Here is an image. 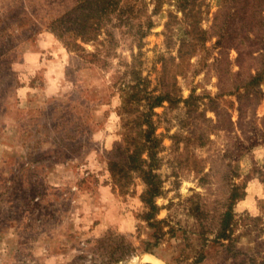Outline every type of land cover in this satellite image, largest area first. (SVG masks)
Here are the masks:
<instances>
[{
    "label": "rangeland",
    "instance_id": "obj_1",
    "mask_svg": "<svg viewBox=\"0 0 264 264\" xmlns=\"http://www.w3.org/2000/svg\"><path fill=\"white\" fill-rule=\"evenodd\" d=\"M150 257L264 264V0H0V264Z\"/></svg>",
    "mask_w": 264,
    "mask_h": 264
},
{
    "label": "bare ground",
    "instance_id": "obj_2",
    "mask_svg": "<svg viewBox=\"0 0 264 264\" xmlns=\"http://www.w3.org/2000/svg\"><path fill=\"white\" fill-rule=\"evenodd\" d=\"M151 262H155L156 264H163L162 262H159V260H156L154 258H149Z\"/></svg>",
    "mask_w": 264,
    "mask_h": 264
},
{
    "label": "trees",
    "instance_id": "obj_3",
    "mask_svg": "<svg viewBox=\"0 0 264 264\" xmlns=\"http://www.w3.org/2000/svg\"><path fill=\"white\" fill-rule=\"evenodd\" d=\"M248 39H249V38H248ZM218 41H220V40H218ZM236 48H238V47H236ZM238 49H239V48H238ZM155 98H156V100H158V99L160 98V96L156 95ZM155 104L157 105V104H159V103H155ZM155 104H154V105H155ZM154 105H153V106H154Z\"/></svg>",
    "mask_w": 264,
    "mask_h": 264
}]
</instances>
